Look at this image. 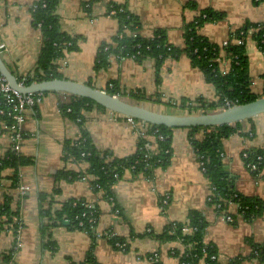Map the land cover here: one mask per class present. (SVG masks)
<instances>
[{
  "label": "crops",
  "instance_id": "crops-1",
  "mask_svg": "<svg viewBox=\"0 0 264 264\" xmlns=\"http://www.w3.org/2000/svg\"><path fill=\"white\" fill-rule=\"evenodd\" d=\"M37 1L0 0V39L8 47L2 57L17 78L37 67L42 45V34L33 25L32 17V8ZM85 1H59L57 12L61 30L78 37L79 41L77 49L65 52L56 60L58 72L64 78L89 83L102 90L116 87L121 93L142 91L149 100L136 101L128 95L121 96L164 113L187 112L169 105L170 100L186 98L193 101L203 97L208 102L216 101V89L206 80L202 70L192 65L186 53L164 62L159 82L151 58L138 61L131 56L111 54L108 64L96 69L100 47L110 43L119 29L117 18L107 13L110 4H122L135 15L142 36L152 38L155 30L162 29L168 41L180 48L185 47V26L204 9L225 14L223 19L206 22L200 29L202 35L218 44L228 40L232 32L246 23L264 22V2L255 0H98L92 5L91 13L85 11ZM247 55L251 91L263 96L264 54L252 39L247 40ZM69 95L46 92L40 104L27 114L22 155L29 163L19 169L21 181L28 186L25 194H20L19 179L14 180L15 168L8 166L1 172L0 204L10 198L11 208L18 215L16 218L15 214L14 219L22 228L23 246L11 264H81L92 248L101 264H153L148 256L155 252L160 255V264H183L180 258L171 254V241L160 237L168 223L186 222L192 210L201 212L207 221L205 241L215 245L221 264H229L236 257L243 258L241 264H264L249 258L251 242L264 243V213L246 220L239 216L235 205H230L228 209L235 221L228 222L224 212L210 206L207 198L211 184L190 140L189 128L172 130V157L168 166L156 168L150 178L134 176L128 170L116 182L113 191L122 213L116 214L110 198L102 191H95L89 181L58 180L57 175L64 168L83 171L87 166L84 162L78 164L63 158L66 141L81 136L78 123L61 110ZM158 97L162 102L156 101ZM83 115L84 128L97 148L109 150L116 157L136 152L138 137L124 117L97 106L84 111ZM3 122L0 119V127ZM240 127L223 139L222 162L231 173L234 190L264 201V169L261 175H254L242 157L243 151L264 146V113L241 122ZM195 137L202 140L205 130H198ZM10 147L7 131L0 128V157H5ZM56 188L59 191L51 196ZM40 193L53 197L55 208L68 200H83L97 207L96 233H116L128 243L127 249L116 247L109 237L100 236L94 240L84 230L66 225L51 227L43 233ZM165 195L169 196L166 206L162 204ZM43 221L48 223L46 218ZM148 228L153 236H145ZM14 239L12 228L0 233V264L10 263L5 260Z\"/></svg>",
  "mask_w": 264,
  "mask_h": 264
},
{
  "label": "trees",
  "instance_id": "trees-1",
  "mask_svg": "<svg viewBox=\"0 0 264 264\" xmlns=\"http://www.w3.org/2000/svg\"><path fill=\"white\" fill-rule=\"evenodd\" d=\"M60 0H38L32 8L33 25L38 28L42 34V45L37 59L36 72L42 69L46 74L39 76V80L64 78L58 72L55 61L65 55V52L75 50L78 47V37L71 36L61 30L60 16L58 15V5ZM98 0H86L83 4L85 11L91 13L92 5ZM256 2H264V0H255ZM112 8L118 10L115 17L119 22L118 33L113 37L110 43H105L100 47L97 57L96 69L104 67L108 64L109 56L119 55L120 57L131 56L138 61H143L146 58L154 60L155 71L158 82L160 81V71L164 62L169 58H178L181 54L186 53L194 67L202 70L206 80L213 84L218 100L208 102L203 97L196 100H188L182 98L180 100H170L167 103L179 107L182 110H187L185 114H191L210 110L223 109L225 99H230L236 104L250 102L258 98L251 91V77L249 74V60L247 55L246 38L256 42L259 49L264 52V22L261 23H246L231 33L230 39L242 38L245 40L243 44L230 43L225 48L220 44L210 41L206 36L200 33L201 27L206 22H214L223 19L225 14L212 9L201 10L195 20L185 26L184 39L185 47L180 48L171 44L167 39L165 30L157 29L152 38H146L139 33L140 22L132 13L128 12L122 4L112 3ZM123 9L120 11V9ZM253 29L252 32L250 30ZM137 32V33H136ZM134 33H136L134 35ZM231 58V67L228 73L223 74L220 69L218 59ZM33 78H28L27 84L31 83ZM89 84V83H88ZM110 93H118L116 87L108 89ZM128 95L136 101H145L150 98L142 91L131 93H121ZM160 97V96H159ZM157 98L156 101L162 102V98ZM92 106L103 108L89 98L69 95V99L61 105L62 112L71 120L78 123L81 128V136L76 140H68L65 143L64 160L76 163H87L84 171H74L71 169H62L57 175V179L61 180H80V176H93L95 180L91 181L95 191H99L98 184L105 191V197L112 196L109 190L110 186L116 182L114 173H118L122 178L125 171H131L134 176L143 175L152 177L153 172L158 167H166L172 157V130L166 126L150 125L151 130L157 129L160 134H163L165 140H151L153 144V155L145 157L144 143L146 138H139L138 148L135 153L125 156L116 157L109 150H101L97 148L89 133L84 128L85 117L83 112L90 109ZM1 107V105H0ZM104 109V108H103ZM0 119L10 124L8 116L0 115ZM241 122L233 125H224L213 128L210 132H205V137L198 140L195 133L204 129L207 131L212 127H196L189 128L190 140L196 150L198 160L203 162V171L209 179L210 184L214 187L212 201L208 202L210 206L220 204L216 208L218 212H223L228 208V203L233 202L239 206L238 212L246 220L254 218L264 213V201L255 196H246L234 190L231 173L224 166L223 158V139L236 133L241 129ZM247 157H243L246 165L255 164L257 169L251 171L254 175H261L264 169V146L252 147L246 150ZM261 156V159L258 157ZM25 165L29 163V159L23 155L15 156L8 152L5 157H0V179L1 172L5 167L11 166L15 168L14 180L17 179V163ZM59 188L54 190L58 192ZM40 216L42 219V232L46 233L51 227L57 225H66L77 229H82L90 234L93 239L96 238V223L89 222L88 216H83L93 213L94 217L99 218V210L92 206H85L83 200H68L61 204L60 208H55L54 199L50 195L40 193ZM85 203V204H84ZM17 213L11 208L10 198L3 204H0V233L7 228L16 230L18 221L14 219ZM48 219L45 223L43 219ZM82 222L83 225L79 223ZM184 224H189L195 227L191 235L185 236V243H191L192 248L189 250V255L183 256L180 260L186 264H221L219 260H211V254L217 253L216 247L213 244H206V254L204 255L202 248L205 246L204 239L207 227V221L203 214L199 211L192 210L186 222L172 221L168 223L160 239L164 241L172 240L171 232L175 235L181 234ZM111 243L115 245L117 241L125 242V239L119 236L109 238ZM252 244V253L249 258L257 259L264 263V243ZM54 247V245H51ZM254 251L257 253H254ZM11 256H6V263L10 261ZM242 257L232 259L229 264H241ZM81 264H101L97 261L93 248L89 252L87 258Z\"/></svg>",
  "mask_w": 264,
  "mask_h": 264
},
{
  "label": "built area",
  "instance_id": "built-area-1",
  "mask_svg": "<svg viewBox=\"0 0 264 264\" xmlns=\"http://www.w3.org/2000/svg\"><path fill=\"white\" fill-rule=\"evenodd\" d=\"M34 6H33V8H34ZM112 7L113 6H111V4H110L108 9H107V13L111 16H115L116 13L118 12V10H116L115 8H112ZM122 10L123 9L121 8L120 11H122ZM252 31H253V29L250 30V32H252ZM136 33H134V35ZM249 39H250V36H248L246 38V41ZM244 42H245V40L242 38H233L232 40L229 38L228 40H226L222 44H220V46L225 48L230 43L243 44ZM7 49H8V47H7L6 42L4 40L0 39V54L3 55L7 51ZM263 54H264V52H263ZM218 61H219L220 69H221L222 73L223 74L228 73L230 70V67H231V62H232L231 58H221V59H218ZM45 74L46 73L42 69H40L38 72H36V69H34L29 74L20 76L18 78V80L21 84L26 85L28 78H33L32 82L41 81V80H39L40 78L38 75H40V77H41V76H45ZM104 91H107V90H104ZM113 94L115 96L121 97V94L119 92L113 93ZM43 96H44L43 92L24 94V93H21V92L15 90L14 88L11 87V85L9 84L7 79L3 76V74L0 71V105H1L0 115L1 116L6 115L10 119V124L7 122H3V124L1 125L0 128L7 131L8 135L10 137V140H11V147H10L9 152L12 153L13 155L17 156V157L22 155L23 143H24V140L26 137L24 124L26 122L27 114L29 112L33 111L40 104V102L43 99ZM234 105H236L235 102H233L230 99H225L223 102V109H226V108L234 106ZM120 116L124 117L127 124L129 126H131V128L134 130V133L138 137V140H139V138H146L147 139V141L144 143L143 147H141V148H145V157H147V158L151 157V155H153L152 153H153V149H154L151 140L156 139V140L163 141V140H165L166 137L163 134H160L157 129L151 130L150 129L151 124H149L145 121L138 120V119H135L133 117H126L123 115H120ZM213 128H215V127H212L205 132H210L211 130H214ZM242 157H247L246 150L243 151ZM258 158L261 159V156H259ZM199 162H200L202 169H204L203 168V162H201V161H199ZM85 164L87 165V163H85ZM20 167H21V164L18 162L17 166H16V168L18 170L17 174L19 175L17 177L19 179V187L18 188L20 190V194L23 195L28 190V186L21 181L20 171H19ZM247 167L250 171H254L257 169V166L255 164H247ZM114 176L116 178V182L119 179H121V177L118 173H114ZM93 178H94L93 176H89L87 174L80 176V180H86V181H89L90 183L92 180H95ZM116 182L114 184H112L109 188V190L112 193V196L109 198L113 202L114 212L116 214L117 213L119 214V213H122L123 210H122V207L120 206L118 200H116V197L114 195L113 188H114V185L116 184ZM91 186H92V184H91ZM95 187H97L99 189V191H102L104 193L106 191L103 188H101L98 184H96ZM214 189L215 188L211 186V193L207 198L208 202L212 201ZM168 201H169V196L165 195L162 198V204L164 206H166L168 204ZM230 205H235L237 208V212H238L239 206L236 203L229 202L228 206H230ZM85 206L88 208L92 207L88 203H86ZM213 206H214V208H219L220 204L213 205ZM223 212H224V217L226 218V220L228 222H234L235 221V217L231 214V212L229 211L228 208L225 211L223 210ZM238 214H239V216H241V214L239 212H238ZM83 216H88L89 222H97V218L94 217L93 213H90L89 215H87L84 212ZM79 224L83 225L82 222H80ZM194 230H195V227H193L189 224H184V226L182 227V230H181V234L175 235L174 232H171V236L173 238L172 240H170L172 243V248H171V254L172 255L177 256L180 259L183 256L189 255V250H191L192 244L191 243H185L184 237L191 235L194 232ZM21 233H22V228L20 225L16 228V230H14L15 239H14L12 246L10 247V249L8 251V254L11 256L10 263H8V264H11L12 262H14L17 254L19 253V251L21 250V248L23 246V241L21 239ZM144 234H145V236H153V232L150 228H148ZM100 236L112 238V237L117 236V234L114 232L96 233V237H100ZM204 243H205V246L202 248V250H203L204 255L207 256L206 244H208V243L205 241V239H204ZM115 246L122 249V250H126L128 247V243L126 241L125 242L117 241L115 243ZM254 253H256V252L254 251ZM209 258L211 260H219L218 253L211 254ZM148 259L153 264H160V255L158 252L150 254L148 256ZM182 263L186 264L185 262H182Z\"/></svg>",
  "mask_w": 264,
  "mask_h": 264
},
{
  "label": "water",
  "instance_id": "water-1",
  "mask_svg": "<svg viewBox=\"0 0 264 264\" xmlns=\"http://www.w3.org/2000/svg\"><path fill=\"white\" fill-rule=\"evenodd\" d=\"M0 71L15 90L27 94L36 92H64L89 98L112 113L133 117L154 126L169 128L220 127L243 122L264 113V95L253 101L236 104L222 110L203 111L191 114L164 113L136 103L124 97L96 88L88 83L68 78H52L23 85L8 68L0 54Z\"/></svg>",
  "mask_w": 264,
  "mask_h": 264
},
{
  "label": "rangeland",
  "instance_id": "rangeland-1",
  "mask_svg": "<svg viewBox=\"0 0 264 264\" xmlns=\"http://www.w3.org/2000/svg\"><path fill=\"white\" fill-rule=\"evenodd\" d=\"M162 105H164V104H162ZM221 110V109H220ZM195 113H200V111L199 112H195Z\"/></svg>",
  "mask_w": 264,
  "mask_h": 264
}]
</instances>
